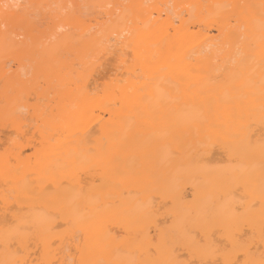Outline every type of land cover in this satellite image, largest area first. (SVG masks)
<instances>
[{
  "label": "bare ground",
  "instance_id": "6f19581e",
  "mask_svg": "<svg viewBox=\"0 0 264 264\" xmlns=\"http://www.w3.org/2000/svg\"><path fill=\"white\" fill-rule=\"evenodd\" d=\"M3 2L71 3L89 23L73 32L65 20L60 39L49 32L27 55L0 28V261L15 258L5 229L28 214L46 217L51 237L71 216L75 258L92 262L146 258L131 243L138 232L150 240L158 225L183 240L242 201L259 220L264 0ZM161 5L195 7L173 24ZM216 5L252 6L242 17L252 49L227 46L232 10ZM252 247L259 259L258 228ZM22 251L29 264L52 258L35 241ZM192 258L178 247L176 259Z\"/></svg>",
  "mask_w": 264,
  "mask_h": 264
},
{
  "label": "snow or ice",
  "instance_id": "6c2138e0",
  "mask_svg": "<svg viewBox=\"0 0 264 264\" xmlns=\"http://www.w3.org/2000/svg\"><path fill=\"white\" fill-rule=\"evenodd\" d=\"M112 8V5L100 6ZM167 9L172 17V23L176 24L179 18L185 15L183 9L186 7L192 9L194 5H161L154 6ZM217 8L231 9V14L226 17V22L231 25L232 31L222 33L227 35L231 46L235 42L237 49L242 47L247 41L249 49L253 45L251 40L244 34L245 24L242 17L246 16V9L250 5H216ZM261 82L264 84V3L261 4ZM177 8V12L172 14V9ZM153 17L156 13L153 10ZM164 12H161L163 17ZM70 22L73 32L80 31L82 24H88L86 16L78 15L76 6L69 3L65 4H44V3H0V28H2L5 40L12 38L13 41H19L18 51L27 55L37 44L43 45L49 37L47 33L51 32L50 40L56 41L66 31L63 27L64 21ZM59 24L60 27H56ZM98 25L91 24L85 29L86 33L96 30ZM54 29V30H53ZM171 31V27L168 29ZM211 31H217V24L212 25ZM19 33V35H17ZM115 35V33H113ZM219 39V37H218ZM110 54H114V51ZM121 55H128L122 52ZM253 59L252 55H242L240 57L241 65H246ZM230 70L229 65H225L223 71ZM221 72H217L219 77ZM26 87H30L27 85ZM260 120L264 123V102L260 106ZM23 127V125H22ZM30 150V149H28ZM262 154H264V142L261 143ZM11 197L5 193V200ZM261 211L257 221L250 214L255 207V201L245 204L243 201L239 206L231 207L226 210L225 215L219 219L213 218L212 227L206 229L197 235L187 234L181 240L175 233H170L156 225L157 234L153 235L150 240L141 238L138 232L131 243L139 249L141 257L133 258L126 261H97L77 260L75 252L79 251L78 231L73 229V219L65 221L64 231L56 237H51V229L46 227V217L41 219L31 214L18 217L5 229L4 245L6 252L11 251L15 257L12 260L0 261V264H29L24 258L22 249L30 247L35 241L37 246H43L47 250V255L51 259H43L34 262V264H264V252H261L259 259L253 258V243L256 236L257 228L261 242H264V177H262L261 192ZM72 201H68L71 207ZM6 208V212L9 211ZM15 215V214H14ZM56 227H60L57 225ZM37 229L33 231V229ZM219 233V238H217ZM73 243L76 248L73 249ZM55 246V247H54ZM178 247L188 249L194 258L188 260H178ZM222 257V259H221Z\"/></svg>",
  "mask_w": 264,
  "mask_h": 264
},
{
  "label": "rangeland",
  "instance_id": "374dc122",
  "mask_svg": "<svg viewBox=\"0 0 264 264\" xmlns=\"http://www.w3.org/2000/svg\"><path fill=\"white\" fill-rule=\"evenodd\" d=\"M0 134H1V132H0ZM1 135H2L1 138L4 137L3 134H1ZM2 140H3V138H2Z\"/></svg>",
  "mask_w": 264,
  "mask_h": 264
}]
</instances>
